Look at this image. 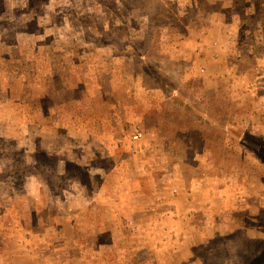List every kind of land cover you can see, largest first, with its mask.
Masks as SVG:
<instances>
[{"label": "rangeland", "instance_id": "374dc122", "mask_svg": "<svg viewBox=\"0 0 264 264\" xmlns=\"http://www.w3.org/2000/svg\"><path fill=\"white\" fill-rule=\"evenodd\" d=\"M0 264H264V0H0Z\"/></svg>", "mask_w": 264, "mask_h": 264}, {"label": "built area", "instance_id": "2783aa9c", "mask_svg": "<svg viewBox=\"0 0 264 264\" xmlns=\"http://www.w3.org/2000/svg\"><path fill=\"white\" fill-rule=\"evenodd\" d=\"M136 138H137V136H136Z\"/></svg>", "mask_w": 264, "mask_h": 264}]
</instances>
